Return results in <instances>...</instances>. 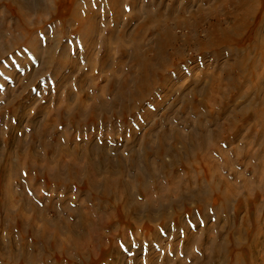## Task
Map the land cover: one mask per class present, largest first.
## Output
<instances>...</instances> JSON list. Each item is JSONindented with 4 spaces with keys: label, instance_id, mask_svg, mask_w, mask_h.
<instances>
[{
    "label": "rangeland",
    "instance_id": "rangeland-1",
    "mask_svg": "<svg viewBox=\"0 0 264 264\" xmlns=\"http://www.w3.org/2000/svg\"><path fill=\"white\" fill-rule=\"evenodd\" d=\"M28 1L30 4H33L32 8L35 9V12H33L34 14H30L31 16L27 15L31 25V32L34 33L33 36L37 38L39 44L37 46L39 48H32L26 43L23 44L24 41L21 43L15 42L14 38H21L22 35L19 29L20 27H18L19 20L12 14L13 5L10 4L11 0H0V30L3 29L1 30L2 36H0V137L2 136V142L0 141L2 147H0V149L6 150L3 137L7 138L9 136L7 134H11L12 137H14V134L18 137H24L28 143L35 142V145H37L36 150L39 153L44 151L43 145H41L43 140H48L52 145V140L56 138L57 140L61 139L62 142H64V140H72V142L70 141L71 145L69 148L73 151L81 145V148H84L83 146H88L86 152L90 153L89 151L92 149L91 157L94 158L95 161H99L101 151H94L93 148L99 146L98 143L100 144V142L104 140L105 143L107 140H110V143L106 144L103 150L105 157L110 158L111 162L115 161L112 163H116L118 167L119 164H121L120 159H125V161H123V163L126 164L125 173H123V175L125 174L124 179L130 182V189L134 186L132 191H134L133 196L135 197L131 199L132 202L135 201L140 204H147V199L144 195L141 196L138 191L135 190L137 187L135 186V181H137L139 176H143V184H141V186L146 185L145 188L149 193L150 200L153 199V201L157 202V205L159 203V192L155 190V188H152V185L154 181L157 182L158 180L159 183L157 182V184L164 193V198H169L170 202L176 200L178 202L176 207H174L176 209L170 207L164 212L162 210H158L157 212L154 211L153 215L155 219L152 221L149 219L146 211L134 215L127 213L130 214V217L127 218L117 212H112L113 210H110L112 214H108L109 212L105 213L104 211L101 212L99 209L97 211L98 213L92 211L93 214H96H94L93 220L95 221L97 219L95 221L96 223L102 220V223L106 224L107 227L103 230L97 228L96 234L100 243L97 245L96 242H92L87 250L84 249L87 251H84L86 253L84 260H80V258L76 256V250L72 247L68 249L65 255L60 259L55 257L57 255L53 249L47 246L45 250L40 244L38 245L40 247L37 246L38 248L35 246L36 250H33L35 252L30 251L32 248L27 250L28 255H26V257L29 256V253L31 257V261L29 262L31 264H224L222 257H219V255H215L208 260L205 256V252H217L215 250L218 249L217 247H219V244H223V236H220L221 234L219 235V233L222 230L220 225L226 223V220L217 223L214 209L210 205L207 206V204H210L208 202L204 204L189 203L186 207L179 204V199L183 200V192H180L182 186H187L190 181H192L193 185H196L199 179L203 185L207 183L204 175L197 173L195 170L199 168V165L205 164L203 163V161L206 160L205 158H210L212 161L216 162L214 164L218 169L215 170L214 176H216L218 182H222L221 180L224 178L223 182L231 184L232 187L234 186L233 188L239 193V196L235 197V199L232 198V201H230L228 215L229 219H231L229 221H235L237 225L241 227L243 235L247 238L245 244L249 242L248 237H255V233H257L256 239H258L260 244H263V248L261 247L259 252L255 253L253 258L257 263L254 264L264 263V259L260 260V258H264V122H258V124L255 122L253 123V120L256 118L255 116L264 118V0H262V4L258 7L255 16H252L249 20V28L243 32L244 35L242 34L243 37L241 41L235 45L236 47H238V45L240 47L244 45V48H249L250 58L246 61V65H248L246 68L244 67V69L237 67L235 70L231 69V67L233 63L238 60V56L243 53L242 48L236 49V47H233L232 49H228L226 46H223L219 49H213L212 46H209L206 49L210 50L203 51L205 49H201L198 46V42H202L207 38L208 32L211 31L210 25L216 21V18L218 20L222 19L223 26L230 25L228 15H232L231 13L236 12L233 4L230 3L231 0L228 1L229 3L224 0H138L136 3V5L138 4L136 12H138L139 16L132 14L130 9L131 0H124L123 6L127 17H124L119 23L112 21L111 13L101 11L103 8L105 9V7H108L107 3H102L100 6L95 7L100 12V18H98L97 21V33L92 37L93 41H97V45H93V51L90 57L87 56L86 50L90 40L86 41L84 38L82 39L77 35L75 28L72 26L74 23L72 20L73 17H71V10L75 2L79 3L80 13L85 16L87 7L83 0H51L52 2H50V0ZM39 4L40 7H38ZM23 9L24 8L21 6L17 7L19 12L25 11V9ZM148 9H150L149 12ZM159 12L160 14L165 13L163 14V19L161 18V20L164 21L162 23L164 26L166 25L171 28V31L175 33L176 36V44L168 50V58L171 60L168 61L170 65L169 68L164 72L166 79L163 77L162 79L164 80L160 83L161 85L156 84L151 87L149 92L144 94V103L139 106L137 105L136 109L133 108V102L136 97L132 98L130 107L125 113L124 111L122 113L123 99L118 100L116 106L112 103L113 99H115L116 91H114V82L111 83L110 81L113 79L117 82L123 78V80L130 81L135 71L132 57L136 54V44H141L146 48V45L149 47L155 43V40L158 41V35L156 34H158L159 29L156 28L155 23H151L150 20H148L146 21V23L148 22V27L145 28L143 25L144 21L149 13H152L151 15H154L153 17L155 19L157 18L160 20V16L158 18ZM201 16L204 17L202 18ZM175 20L178 21L175 22ZM184 20L196 23L197 25L194 28L186 26L185 29L182 23ZM178 24H180V26ZM142 25L144 26L143 30L145 34L143 33L136 42L131 40L129 36L132 37V33L138 29V26ZM7 27H9V29ZM146 29L147 32L145 31ZM152 30L154 31L153 33ZM111 31L115 34L110 42H108L110 50L107 52L106 45L108 38L111 37ZM185 34L186 37L184 36ZM122 37L127 40L125 50L122 49ZM142 46L140 48L144 49ZM43 52L44 54L49 52L51 55L47 57L46 55H42ZM61 53L64 55L62 56ZM253 63L258 64V69L255 74H253L251 70ZM250 66L251 68H249ZM74 67L80 69L74 71ZM79 74H86L94 79H89L88 81L84 79L85 81L82 82L80 81L81 76H79ZM127 77L129 79H127ZM230 78L235 79L233 80L234 83L231 82L232 80ZM258 82L259 85L256 87L255 84ZM79 83L85 86V88H93L90 92L91 95L89 94L91 98H83L86 99V108L89 110V108L91 109L96 106L97 113L90 114L88 112L89 114L87 113L86 115L87 118L85 115L82 116L81 114L75 117L76 114L74 113L78 105L76 101L80 95ZM212 83H215L219 88L215 86L216 89L211 90ZM221 83H224V86ZM227 85H230V87H227L228 89L226 88ZM208 86L209 88H207ZM114 92L115 95L112 94ZM12 99H15L16 103L11 102ZM190 100L192 102L195 101V105L190 104ZM103 101L105 104H108V107L103 108ZM206 102H208V104H206ZM96 103L98 105L100 104L99 109ZM120 103L122 104L120 105ZM109 104L111 108L114 107L110 109ZM192 106H194V108ZM239 108L240 110L243 108V112L249 110L247 113L244 112L245 121L240 122L238 124L240 125L239 127L235 125L231 126L234 132L237 130L240 132L235 134L232 132L231 128L224 133L222 131L223 137L220 141L214 137H209L210 135L213 136L214 131V134L219 130L221 131L223 128L222 126L228 125V123L231 124L233 119L231 117L239 113ZM102 109L104 111H102ZM62 110H70L67 119ZM111 110H113L114 113ZM101 111L102 113H99ZM104 112L106 115H103ZM198 120L200 122L203 121L205 124L202 123L207 129H205L203 124H200ZM197 122L199 124H197ZM49 123H51V125H49ZM114 124L116 127H114ZM173 131L175 135L172 134ZM230 132H232L231 135L235 137L229 136ZM184 133L185 136L183 137ZM5 134L6 136H4ZM172 135L181 140H179L180 144L182 142L184 143V140L186 141V138H188V145L186 142L181 144V146L184 145V147L182 146V150L178 139H175ZM196 135L199 136L197 137ZM160 137H162L163 140ZM195 137L197 138L194 139ZM237 137L238 139H235ZM80 138L82 140H80ZM164 138L166 144H164ZM90 139L91 141H89ZM226 139L229 141V145ZM153 140L156 141L154 142ZM212 140H214V142ZM143 141L145 144L142 143ZM152 141L153 145L151 143ZM94 143L97 145L95 146ZM203 143L204 145L202 146ZM3 145L5 146L3 147ZM145 146L146 148L147 146L151 147L148 153H146V149L143 148ZM59 147L60 146L56 148ZM161 147H163V149ZM160 148L161 150H159ZM212 148H217V152ZM25 150L27 149L24 148V151ZM166 150L168 152L172 150L173 152L171 151L170 154V152L167 153ZM13 151H15V149H13ZM133 153L134 156L136 155L135 157ZM145 153L146 155L148 154V158L143 157L146 156ZM92 154L94 156H92ZM167 154L169 156H167ZM96 155L99 156L96 157ZM158 156L162 157L163 161ZM130 157L131 159L133 158L132 161ZM67 159L69 160V158ZM86 159L87 158H85V160ZM145 160L148 161V165ZM85 162L86 161L83 163ZM165 162L167 165H164ZM222 163L225 164L223 165ZM153 165L155 168H153ZM148 170L150 174L152 172L154 175L157 173L160 175H155L154 177H156V179H153L150 177ZM234 173L236 175H234ZM214 176L212 177L213 181L216 179ZM18 179L19 178L15 180L12 179V187L14 190L22 186L21 183L17 181ZM247 181L249 182L248 185L246 184ZM234 183L237 184L235 185ZM80 184L82 187L85 186L84 182ZM218 184L220 185L223 183ZM37 185L42 190L47 187L50 194L54 196L53 201H55V205L53 206L55 207V213L51 210H46L48 217L50 216L49 218L54 221L60 220L63 215L59 212L60 210L56 211V209L60 208V204L58 203L59 195L65 194L67 198L69 197L68 199L72 198L71 200L73 206L75 205V210L88 211L89 204L87 203L89 201L84 192H81L82 196L80 193L78 195L76 190H57L56 188L54 189V186H46L45 182L38 183ZM170 188L172 190H170ZM97 194L95 203H100V200H102L101 191H98ZM73 201L77 202V205L74 204L75 202ZM106 203L109 204V202L106 201L104 205H107ZM201 208L209 209L208 213L211 212L212 215L210 219L207 218V220H204L202 218L203 213L201 212L203 210ZM104 213L107 217H105L106 215ZM97 215L99 216L97 217ZM136 215H138V218H135ZM178 216L181 218V225L177 222ZM68 221L74 223L77 219L75 218V221L68 219ZM39 223L40 222H37L38 225H41V223ZM8 224L9 222L7 226H9ZM5 225L6 224L2 225L0 228V232L1 229L4 230L3 234L0 233V237L2 238H0V240L3 245L5 244V246L7 245V247H9L8 243L13 239V241H16L17 238L11 239L8 236L4 237V234L6 235L7 233L5 232L6 228L8 229ZM149 225L154 232H159L161 234L160 240L152 239V234L145 232L143 228ZM205 228H208L209 231L207 235H204ZM225 230H228V227L224 229V232ZM102 231L103 233L101 234ZM104 231L106 234H104ZM64 233L63 236L66 235L68 238V232ZM98 233L100 234L98 235ZM189 234L192 237V239L189 238L190 242L188 241ZM208 235H211L214 239L209 238ZM66 237H62L61 234L59 238L61 241H64ZM125 238H127L126 241ZM84 244L85 242L82 244V249L84 248ZM10 248L12 249V247ZM13 249L18 253L24 251L20 243H18V246L13 245ZM0 251L2 256L4 258L6 257V260L1 261L2 263L0 264L21 263L22 254H20L19 257H14L15 263L12 261L13 258L9 257L12 254L10 249H0ZM67 253H69L68 256ZM64 256L66 257L63 258ZM229 259L232 264L233 256L231 255ZM40 260H43V262L40 263ZM6 261L8 262L5 263ZM241 263L251 264L248 254L245 255Z\"/></svg>",
    "mask_w": 264,
    "mask_h": 264
},
{
    "label": "bare ground",
    "instance_id": "bare-ground-1",
    "mask_svg": "<svg viewBox=\"0 0 264 264\" xmlns=\"http://www.w3.org/2000/svg\"><path fill=\"white\" fill-rule=\"evenodd\" d=\"M137 1L138 0H131L130 1V4H131L130 5L131 6L130 9H131L132 14L135 15V16H139L138 12H136V8H137V5H138V4L136 5ZM224 1L229 3L228 1H230V0H224ZM50 2H52V1L50 0ZM83 2L86 4V7H87V10L85 11V16L80 13V5H79V3L75 2V5H74V7L71 10V17H73L72 20H73V23H74V24H72V26L75 28V32L77 33V35H79L82 39L84 38L86 41L90 40V43L86 47L87 56L90 57V54L93 51V49H92L93 45H95V46L97 45V41H93L92 37H93V35H96V33H97V28H98L97 27V21H98V18H100V12L95 7L100 6L102 3H107L108 7L107 8L105 7V9L103 8V10H101V11H106L108 13H111L112 21H116L117 23H119V21L124 19V17H127V14L124 11V6H123L124 2H125L124 0H83ZM230 3L233 4L234 9L236 11L235 13L234 12L231 13L232 15H228L229 20H230V23H229L230 25L229 26L225 25L226 26L225 27V26H223L222 19L218 20L216 18V21L211 23V25H210L211 26L210 27L211 31L208 32V35L206 36L207 38L205 40H203L202 42H198V46L201 49L202 48L205 49L203 51L210 50V49H206L209 46H212L213 49H219L220 47H223V46H226L228 49H232L233 47H236L235 45H237V43L239 41H241V38L243 37L242 36L243 32L249 28L248 27L249 20L252 18V16H255L256 11L258 10V7L262 4V0H233V1L231 0ZM10 4L13 5L12 14H14L17 17V19L19 20L18 21L19 22L18 27H20L19 29L21 30L20 32L22 34L21 38H18V37L14 38L15 42L21 43L22 41H24L23 44L26 43L27 45H29L32 48H34V47L39 48L37 46V45H39L38 42H37L38 40H37L36 37L33 36L34 33L31 32V27H30L31 25H30L29 19H28V15L32 14L33 12H35V9L32 8L33 4H30L28 0H11ZM20 6L23 7L25 9V11H20L19 12L18 11L19 9L17 10V7H20ZM38 7H40V4H39ZM149 10L150 9H148V12H149ZM178 11H177V14L179 15ZM151 14L152 13H149L147 15V18L145 19V21L143 19V21H144L143 25L145 26V28H147L148 27V25H147L148 22L146 23V21H148V20H150L151 23H155L156 28L159 29L158 34H156V35H158L157 36L158 41L155 40V43L152 44L149 47H147V45H146V48L143 47L140 44L144 49L140 48L141 46L136 44V47H135L136 54L133 55V57H132L133 61H134V66L135 67L134 66L133 67L135 68L134 69L135 71L133 72V76H132V78H130V81L123 80L124 78L122 80H120V81L118 80L117 82L115 80H113V79H112V81H110L111 83L114 82L113 83V84H115L114 91H116V96L114 97L115 99H113L112 103H114V105L116 106L118 104L117 103L118 100L123 99V101H122V103H123L122 113H123V111L125 113L126 110H128V108L131 105L130 102H131L132 98L136 97V99H134V102H133V104H134L133 108L134 109H136L137 105L139 106L140 104L144 103L143 102L145 100L143 98L144 94L148 93L149 89L151 87L155 86L156 84H160L164 79H166L164 72L170 66L168 61H170L171 59L169 60V58H168V56H169L168 55V52H169L168 50H169V48L171 49V47H174V45L176 44V42H175L176 41L175 33H173L171 31V28H169L166 25L165 26L163 25L162 22H164V21H162L161 18L164 17L163 14H165V13L160 14V12H159L158 18L160 16V20L157 19V18L155 19L153 17L154 15L152 16ZM191 15H192V13H191ZM30 16H29V18H30ZM171 16L173 17L172 14H171ZM201 17L203 18L204 16H201ZM174 19H175V17H174ZM193 20H195V19H193ZM196 20H199V19H196ZM205 20H206V17H205ZM177 21L175 20V22H177ZM194 22H196V21H194ZM173 23H174V21H173ZM182 23H183L185 29H186V26L194 28L197 25L196 23H192V22L187 21V20H184ZM182 23H180V24H182ZM180 24H178V25L180 26ZM143 25L142 26H138V29H136V30L134 29L135 32L132 33V37L129 36L131 38V40H134L135 42L139 40V38L144 33V30H143L144 26ZM199 27H200V25H199ZM7 28L9 29V27H7ZM1 30H3V29H1ZM1 30H0V36H2ZM145 31L147 32V29ZM111 32H112L111 37L108 38L107 45H106L107 52L110 50L109 46H108V42H110L111 38L115 34V33H113V31H111ZM153 32L154 31L152 30V33ZM205 32H206V30H205ZM184 36L186 37V34ZM193 38H195V37H193ZM126 43H127V40H125V38H123V40H122V49H124V50H125V46H126L125 44ZM81 44H82V42H81ZM243 46L240 47L238 45V47H236V49L242 48L243 49V53L241 55H239L238 56V60L233 63V65L231 67V69H233V70H235L237 67H240V68L244 69V67L246 68L247 65H248V64L246 65V61L250 58V51H249V48L246 49V48H244L245 46L244 47ZM49 51H50V48H49ZM42 55H46L47 57H49V55H51V53L47 52V54H44V52H43ZM61 55L63 56L64 54L61 53ZM177 55H179V54H177ZM54 60H55V58H54ZM252 66H253L252 68H251V66L249 68H251L253 74H255V72L258 69V64L257 63L256 64L253 63ZM79 69L80 68H78V67H74V71H76V70L78 71ZM248 71H250V70H248ZM34 75H35V73H34ZM79 76H81L80 81H82V82L85 81L84 79H86V81H88L89 79H94L93 77L88 76L86 74H79ZM113 76H115V75H113ZM163 77H165V78L162 79ZM127 79H129V78L127 77ZM230 79L232 80L231 82H233V80H235V79H232V78H230ZM230 79H228V80H230ZM110 82H108V83H110ZM226 84H228V83H226ZM230 85L229 86L227 85L226 88L230 87ZM258 85H259V82L255 84L256 87ZM78 86L80 87L79 88L80 95L78 96V99L76 101V104H78V105H77L76 109L74 110V113L76 114L75 117H77V115H80V114L82 116L85 115V117H86L88 112L90 114H94L96 112V110H97L96 106L91 108V109L89 108V110H88V108H86V102H85L86 99H90L91 98L89 96V94L93 90V88H88V87L85 88V86L81 85L80 83H79ZM211 86H212L211 90H215L216 89L215 86H217V85H215V83H212ZM207 88H209V86ZM196 90H195V92H196ZM112 94L115 95V92L112 93ZM83 97H85L86 99L83 98ZM137 97H138V99H137ZM139 97H140V99H139ZM191 97H193V96H191ZM204 99H202V100L205 101ZM11 102H15L16 103V100L12 99ZM11 102H9V103H11ZM194 102H192L190 100V104H194ZM202 102H201V104H202ZM122 103H120V105ZM197 104H198V102H197ZM206 104H208V102H206ZM99 105H98V109L100 107ZM107 105L108 104L107 103L105 104L104 101H103V108L108 107ZM93 106H94V104H93ZM109 106H110V104H109ZM192 107L194 108V106H192ZM112 108L110 106V109H112ZM240 108H239V110H240ZM243 108H244V106H243ZM243 108L239 111V113H236V114L233 115V117H231V118H233L232 121H231V124L228 123V125L222 126L223 128H222L221 131L219 130L220 132L217 130L219 133L217 132L216 134H214V132H215L214 131L213 132V136L208 134V135H210L209 137H211V138L214 137V138H216V139H218L220 141L222 139V137H223L222 134L224 132H226L228 129H230L232 125L233 126L235 125V126L239 127L240 125H238V124L240 122H242V121L243 122L245 121V117H244L245 113L244 112L247 113L249 111L248 110V111H244L243 112L242 111V110H244ZM234 110H236V109H234ZM62 111H63V113H65V117L67 119L68 116H69L68 114L70 113V110H65V111L62 110ZM102 111H104V110L102 109ZM102 111L99 112V113H102ZM111 111H113V110H111ZM109 112H110V110H109ZM113 113H114V111H113ZM103 115H106L105 112H104ZM92 116H94V115H92ZM261 116H263V115H261ZM255 117L256 118L253 120V123L255 122V123L258 124V122H260V123L264 122V118L263 117H257V116H255ZM78 121H79V119H78ZM202 122L203 121H201V122L199 121L200 124L204 123V122L203 123ZM199 123L197 122V124H199ZM204 124H203V126H204ZM49 125H51V123H49ZM84 125H86V124H84ZM114 127H116V125ZM81 128H83V127H81ZM90 128H89V130H90ZM205 129H207V128L205 127ZM231 130H232V128H231ZM240 130H241V128H240ZM13 131H14V129H13ZM222 131H223V133H222ZM232 132H234V131L232 130ZM232 132H230L229 136L235 137L234 135H231ZM237 132H240V131L237 130L234 133L237 134ZM163 134H167V133H163ZM172 134L175 135V132L173 131ZM7 135H9V136L7 138L5 137L6 139L3 137V142L6 145V146L3 145V147L5 146L6 150H1L0 149V206H1L0 207L1 208L0 209V213H1V216H0V228L4 224H6L5 226H7V223L9 222V224H8L9 226H7L8 229L6 228V231H5L7 233H6V235L4 234V237L8 236L11 239L12 238H15V239L17 238V240L13 241L14 240L13 239L12 241L10 240L11 242H9V243L7 242L9 244V247H7V245L5 246V244L3 245V243L0 240V249H10L12 251L11 252L12 254L9 257L13 258V260L11 258L12 261L15 260L14 259L15 256L19 257L20 254H22L23 257H24V255H25V257L24 258L21 257L22 261H21L20 264H31L29 262V261H31L30 253H29V256L26 257V255H28L27 254V252H28L27 250H30L29 248H32L30 250L32 252L33 250H36V248L40 247V246H38L40 244H41V246L44 247V249L47 246H49L56 253L57 256H55V257L60 258V259H61V257L63 255H65L67 250L72 247L73 249L76 250V256H78L80 258V260L81 259L84 260L85 257H86V253L85 252H87L84 249L87 250V248L90 246V244L92 242L93 243L96 242L97 245L100 243V240H99V238H98V236L96 234L97 233V228L103 230V229H106V227H107L106 224L102 223V220H101V222H98V223L95 222L97 219L95 221L93 220L94 214H95V213L93 214V212H97L98 209H99L101 212L104 211L105 213L109 212L108 214H112L110 212L113 210L112 212H117L120 215H123V217L127 218V217H130L129 216L130 214L134 215V214L146 211L148 213L149 219L152 221V220L155 219V217L153 215L154 211L157 212L158 210H160V211L162 210L164 212L166 209H168L170 207H173V208L176 207V204L178 203L177 200L173 201V202L172 201L170 202L169 198H167V197L164 198V195H163L164 193L162 192V190H160V187L157 184V182L159 180L157 182L154 181L153 185H152V188H155V190H157L159 192L158 193V195H159V203L157 205V202L153 201V199L150 200L149 193H148L147 189L145 188L146 185L145 186H143V185L141 186V184H143V176H139L137 178V181H135V184H136L135 186H137L135 190H137L138 193L141 196L144 195V197L147 199V204L144 205V204L137 203L135 201L132 202L131 199L135 197V196H133L134 191H132L134 186L131 187L132 189H130V182H127L124 179L125 174L123 175V173H125L124 170H125V165L126 164L123 163V161H125V159H123V158L120 159L121 164H119V167H118V165L116 163L115 164L112 163V162H115V161L111 162L110 158L105 157V154H104L103 150L105 149L104 147L106 146V144L110 143L109 142L110 140H107L106 143H105V140L104 141L101 140L102 142H100V144L102 146L98 143L99 146L93 148L94 151H96V150L97 151H101V153L99 152L101 155L100 156L98 155L100 157L99 161H97V160L95 161V159L91 157L92 149H91V151H89L90 153L86 152L88 150V146H86V147L83 146L84 148H81L82 145L80 147H78V145H77V147L79 149L76 148L75 151L70 149L69 148L70 145H71L70 141L72 142V140H64V142H62L61 139L57 140L54 137L55 139L52 138L53 139L52 140L53 141L52 145L48 142V140L47 141L43 140L41 145H43L44 151H42V152L40 151L41 153H39L36 150V146L37 145H35V142L28 143V141H26L24 137L23 138L22 137H18L15 134H14V137H12L11 134H7ZM202 135H201V137H202ZM4 136H6V134ZM161 136H163V135H161ZM172 136H170V137H172ZM184 136H185V133L183 134V137ZM1 137H0V141L2 140ZM173 137H175V139L176 138L178 139V137H176V136H173ZM197 137H195L194 139H196ZM224 137H226V136H224ZM160 138H162V137H160ZM227 138L230 139L229 137H227ZM58 139H59V137H58ZM150 139H151V137H150ZM187 139L188 138H186V141L184 139H182V140H184V143L186 142V144H187V142H188ZM235 139H238V137L235 138ZM78 140H79V138H78ZM80 140H82V139L80 138ZM157 140H159V139H157ZM162 140H163V138H162ZM179 140L180 139H178V141ZM198 140H199V138H198ZM86 141H88V140H86ZM89 141H91V139ZM153 141L151 142L152 145H153ZM164 141H165L164 144H166L165 138H164ZM180 141H179V144H180ZM212 141L214 142V140H212ZM92 142H93V140H92ZM167 142H168V140H167ZM194 142H195V140H194ZM233 142H234V140H233ZM142 143L145 144L144 141ZM184 143L182 142L181 144H184ZM200 143H201V141H200ZM227 143L229 145V141ZM181 144H180V148H182V146L184 147V145L181 146ZM195 144H196V142H195ZM90 145H93V144H90ZM94 145H95V143H94ZM203 145H204V143L202 144V146ZM58 146H60V147L56 148ZM139 146H140V144H139ZM149 146H147V148H146V146L143 147V148L146 149V151H145L146 153H148L149 152L148 150L151 149V147H149ZM0 147H2V143L0 144ZM172 147H173V145H172ZM24 148L27 149V150L24 151ZM90 148H92V147H90ZM143 148H139V149H143ZM161 148L163 149V147H161ZM161 148L159 150H161ZM13 149H15V151H13ZM185 149H186V147H185ZM202 149H204V148H202ZM208 149H207V151H208ZM212 149H214V148H212ZM216 149L217 148L214 149L215 152H217ZM182 150H183V148H182ZM205 150H204V152H205ZM171 151H169L170 154H171ZM223 151H221V152H223ZM85 152H86V154H85ZM169 152L167 151V153H169ZM146 153H145V155H146ZM156 154H157V152H156ZM147 155L143 156V157H147L148 158ZM157 155H156V158H157ZM191 155H193V154H191ZM92 156H94V155L92 154ZM98 156L96 155V157H98ZM133 156H134V153H133ZM160 156H162V155H160ZM167 156H169V155L167 154ZM213 156H215V155H213ZM236 156H237V153H236ZM220 157H222V156H220ZM240 157H241V154H240ZM67 158H69V160ZM85 158H87V159L85 160ZM159 158H161V160H162V157H159ZM132 159L130 157L131 161H132ZM205 159L206 160L203 159L204 160L203 163H205V164L199 165V168L196 169L195 171L197 173H201L202 175H204V177L206 178L207 183L205 185H203L201 183V180L199 179V181H198V183H196V185H193L192 181H190V183L187 186H182V190H180V192L181 191L183 192V200L179 199V201H180L179 204L181 206H183V207H186L189 203H202V204H204V203L208 202L210 204H207V206L210 205L214 209V212H215L214 214H216V217H217V223L219 221H222V220L225 221L226 220V223H223V225H220V227L222 228L223 232H224V229L226 227H228V230H225L224 234H223L222 230L219 233V235L221 234L220 236H223L222 237L223 238V244L222 243L219 244V247H217L218 249L215 250L217 252H214V251L207 252V253L205 252V256L208 258V260H210V258H213L215 255H219V257H222V260H223L224 264H231L229 257L232 255L233 256L232 264H242L241 263L242 259L245 257L246 254H248L251 264L257 263V261L255 262V259L253 257L255 255V253L259 252V249H261V247L263 245L262 243L260 244L258 239H256L257 238V233H255V237H252V238L248 237V241L249 242L245 244V241H246L247 238L243 235V232H242L243 230L241 229V227H239L237 225V222L229 221L231 219V218L229 219V215H228V212H229V209H230L229 208L230 201H232V198L235 199V197L239 196V193H238L237 190H235L233 188L234 186L232 187L231 184H228L227 182H223L224 178L221 180L222 182H220V181L218 182V179L216 178V176H214L215 175L214 172H216L215 170L218 169V168L215 167L216 165L214 164L216 162L212 161L210 158L209 159L205 158ZM82 161L83 162L86 161V162L83 163ZM136 161H138V160H136ZM145 161H143V162H145ZM147 162L148 161H146V164L148 165ZM167 163H169V162H167ZM179 163H181V162H179ZM164 165H167L166 162H165ZM153 168H155V166ZM151 171H153V170H151ZM53 172H54V174H53ZM148 172H149V170H148ZM217 173H219V172H217ZM149 174H150V172H149ZM151 174H150V177L153 178V179H156V177H154L155 175H157V176L160 175L159 173L154 175L152 172H151ZM237 174H238V172H237ZM234 175H236V174L234 173ZM213 176L216 178L214 181L212 180ZM237 177H239V176H237ZM16 178H19L17 181L20 182L22 186L20 188L16 189V190H14L13 187H12L13 186L12 182ZM42 182H45L46 186H54V189L56 188L57 190H61V189H62V191L63 190H76L78 195H79V193L82 195L81 192H84V194H86V197L88 198V201H89L87 203V204H89L88 211L75 210V208H74L75 205L73 206V203H72V200H71L72 198L68 199L69 197L67 198V196L64 194L65 196L64 195H61V196L59 195L58 203L60 204L59 205L60 208L56 209V211L60 210L59 212L63 214L62 218L60 220H56V221H54L53 219L49 218L50 216L48 217V215H47L48 213H46V210H51V211L54 212L55 211L54 210L55 207L53 205H55L54 204L55 201H53L54 200V196L50 194V192L48 191L47 187L44 188L43 190L38 187L37 184L38 183H42ZM83 182L85 183V186L83 185L84 187H82L81 184H80V183H83ZM133 183H134V181H133ZM218 183H223V184L219 185ZM248 183L249 182L247 181L246 184L248 185ZM242 185H244V184H242ZM172 188H174V187H172ZM170 190H172V189L170 188ZM98 191H101L102 200H100V203H95V200H97ZM169 192H172V191H169ZM262 193H263V191H262ZM79 197H81V196H79ZM106 201L109 202V204L106 203L107 205H104V203ZM167 201H169L170 203L167 202ZM73 202H75V201H73ZM76 203L77 202H75L74 204H76ZM165 203H166V205H165ZM207 208L206 209L205 208H201L203 210L201 213H203L202 214L203 215L202 218L204 220L205 219L207 220V218L210 219V217L212 216L211 212L208 213L209 209H207ZM174 209H176V208H174ZM127 213H130V214H127ZM57 214H58V212H57ZM58 216H59V214H58ZM98 216L99 215H97V217ZM100 216H102V215H100ZM137 216L138 215H136L135 218H138ZM105 217H107V215ZM75 218L77 219V221L74 222V223L68 221V219L75 221ZM133 220H134V218H133ZM37 222H40L41 225H38ZM177 222L179 224L181 223V218H179V216L177 217ZM203 225H205V224H203ZM167 228H169V227H167ZM182 228H183V226H182ZM143 229L145 230L146 233H151L152 234L151 235L152 239L160 240L161 234L159 232H154L153 229H151L150 225L149 226H145ZM212 229H213V227H212ZM3 231L4 230L1 229L0 233L3 234ZM106 231H108V230H106ZM64 232L65 233L68 232L69 236L67 235L68 236V238H67L66 235H64L66 237V239L63 238L64 241L63 240L61 241L59 237H60L61 234H62V237H64L63 236ZM102 233H103V231L101 232V234ZM99 234L100 233H98V235ZM104 234H106V232ZM207 234H209L208 228L205 230V234L204 235H207ZM208 236H209V238L214 239L213 237H211V235H208ZM189 238L192 239L190 234H189L188 239ZM126 239L127 238H125V241H126ZM190 239L188 240L189 242H190ZM84 242H85L84 248L82 249V246H83L82 244ZM4 243H6V242H4ZM18 243L21 244V248H22V250H24V251H21V253L20 252L18 253L16 251H14V249H13V245L14 246L15 245L18 246ZM104 243H105V241H104ZM125 245H126V243H125ZM35 246H36V248H35ZM201 246H202V244H201ZM10 247H12V249ZM188 251H190V250H188ZM33 252H35V251H33ZM203 253H204V251H203ZM0 254H1L0 263H2L1 261H5L6 257L4 258L2 256V253H0ZM33 254H35V253H33ZM68 254L69 253H67V256H68ZM3 255L6 256L5 254H3ZM39 255H41V254H39ZM48 255H49V253H48ZM32 257H33V255H32ZM36 257H37V255H36ZM65 257L66 256H64L63 258H65ZM47 259H49V258H47ZM257 259H258V257H257ZM261 259H264V258H260V260ZM33 260H32V262H33ZM152 260H151V262H152ZM62 261H64V260H62ZM7 262L8 261H6L5 263H7ZM42 262H43V260H40V263H42ZM47 262H48V260H47ZM210 262H212V261H210ZM263 262H264V260H263ZM261 264H264V263H261Z\"/></svg>",
    "mask_w": 264,
    "mask_h": 264
}]
</instances>
